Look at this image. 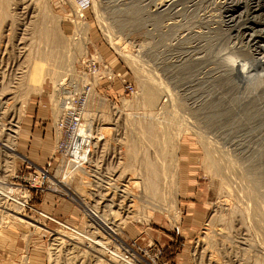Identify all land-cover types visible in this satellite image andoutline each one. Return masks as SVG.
<instances>
[{"label": "rangeland", "instance_id": "374dc122", "mask_svg": "<svg viewBox=\"0 0 264 264\" xmlns=\"http://www.w3.org/2000/svg\"><path fill=\"white\" fill-rule=\"evenodd\" d=\"M11 3L15 19L0 27V186L9 190L0 196V264H119L77 231L135 264H264V0ZM251 18L263 23L253 32L246 31ZM46 26L66 42L67 72L31 90L21 84L32 63L45 65L35 59L50 49ZM95 52L137 93L122 92L117 81L95 89L98 82L88 80L97 98L85 116L97 125L94 153L64 178L54 123L68 95L65 81L76 80L81 60ZM230 62L241 74L230 73ZM147 82L163 93L153 108L142 103ZM150 117L171 120L170 154L158 153V136L144 139L139 124ZM8 143L15 154L5 151ZM134 146L139 159L147 151L161 169L157 196L145 193L144 172L128 157ZM39 167L49 171L46 191L28 194L25 179ZM88 209L118 235L110 237Z\"/></svg>", "mask_w": 264, "mask_h": 264}, {"label": "bare ground", "instance_id": "6f19581e", "mask_svg": "<svg viewBox=\"0 0 264 264\" xmlns=\"http://www.w3.org/2000/svg\"><path fill=\"white\" fill-rule=\"evenodd\" d=\"M72 2V1H71ZM12 5V3H11V0H0V27H2L1 25L3 24L2 23V20L4 21V20H7V19H9V18H12L13 19V17H12V12H11V5ZM247 4V3H246ZM163 5V4H162ZM249 5H250V3H249ZM73 6H74V4H73ZM164 6V5H163ZM248 7V6H247ZM259 7H261V6H259ZM78 9V8H77ZM249 10H250V7L248 8ZM258 9V8H257ZM248 10V11H249ZM79 11H81V10H79ZM252 11V10H251ZM250 12V11H249ZM248 12V13H249ZM252 12H254L253 14H256V12H258V11H255V9H254V11H252ZM79 13V12H78ZM257 17H259V16H255L254 18H257ZM248 17H246V19H247ZM253 18V20H252V18H251V26H249V28L247 27V25H246V27L248 28V29H246V31H249V30H253V29H255L256 27H258L257 25H260V24H258L257 23V20H255ZM15 19V18H14ZM13 19V20H14ZM245 19V18H244ZM262 19H264V17L262 18ZM260 20V19H259ZM12 21V20H11ZM10 21V22H11ZM44 21V20H43ZM47 21V20H46ZM247 21V20H246ZM248 21H250L249 19H248ZM13 22V21H12ZM15 22V21H14ZM260 22V21H259ZM262 22H263V20H262ZM47 23V22H46ZM247 23V22H246ZM12 24V23H11ZM11 24H10V26H11ZM47 24H49V23H47ZM257 24V25H256ZM263 24V23H262ZM261 24V25H262ZM14 25V24H13ZM12 25V26H13ZM14 27V26H13ZM245 27V26H244ZM245 27V28H246ZM3 28V27H2ZM41 28V27H40ZM7 29V28H6ZM8 30H10V28L8 29ZM43 30V29H42ZM244 30V29H243ZM7 31V30H6ZM56 31V27H47L46 26V41H49V43H50V49H49V51L48 52H46V56H43V55H41V57H37L36 56V58L37 59H35L36 61H39V62H44L45 63V65H44V67H40V68H38V67H36L35 66V63H32V64H34V65H32L31 66V68H30V70L28 69V75H26L25 73V75L26 76H24V84L22 85L21 84V86H29V89L31 88V86L33 85V83L35 82V81H38V80H43L44 79V77H48V76H50L51 78H53V80H56V81H59L60 79H62L61 77H63L64 75H66V72H65V68L67 67V57L66 56H68V55H66L67 54V51H69L68 50V47H67V45L65 44L66 42H64L63 41V39L60 37V35L57 33V32H55ZM81 31V30H80ZM242 31V30H241ZM240 31V32H241ZM255 31H258V30H255ZM254 31V32H255ZM262 31V30H261ZM38 32H40V31H38ZM84 32V31H83ZM253 32V31H252ZM42 33H43V31H42ZM109 33V32H108ZM242 33V32H241ZM245 33V32H244ZM260 33V32H259ZM262 33V32H261ZM260 33V34H261ZM249 34V33H248ZM258 34V33H257ZM257 34L255 35V36H257ZM263 34V33H262ZM245 35H247V34H245ZM244 36V35H243ZM245 37H247V36H245ZM261 37V36H260ZM260 37H257V39L258 38H260ZM7 38H8V36H7ZM112 38V37H111ZM253 38V37H252ZM10 39V38H9ZM78 39V38H77ZM110 39V38H109ZM246 39V38H245ZM260 39H262V37L260 38ZM260 39H258V40H260ZM14 40V39H13ZM250 40V39H249ZM249 40H248V42H249ZM78 41H80V40H78ZM77 41V42H78ZM82 41V40H81ZM252 41V40H251ZM250 41V42H251ZM255 41V40H254ZM76 42V43H77ZM83 42V41H82ZM75 43V44H76ZM69 44V43H68ZM77 44H81V43H77ZM85 45V44H84ZM76 46V45H75ZM78 47H79V45H77ZM255 46V45H254ZM10 47V46H9ZM72 46H70V48H71ZM82 47V46H81ZM255 48V47H254ZM258 48V47H257ZM262 49V48H261ZM264 49V48H263ZM256 50V49H255ZM260 50V49H259ZM260 52V51H259ZM39 54V53H38ZM37 54V55H38ZM89 55V54H88ZM88 55H86L85 56V58H83L82 60H81V62L79 63V64H81V63H83V61L84 60H86V58L88 57ZM29 58H30V56H29ZM89 58V57H88ZM100 58V57H99ZM100 60L102 61V62H104L101 58H100ZM36 61H33V62H36ZM231 61V60H230ZM234 61V60H233ZM231 63V62H230ZM229 63V64H230ZM106 64V63H105ZM260 64L262 65V67H264V61L262 60V61H260ZM109 65V64H108ZM227 65V64H226ZM225 67V66H224ZM227 67L228 68H230V66L229 65H227ZM231 69L229 70L230 71V73H233L235 70L239 73V74H241V72L238 70V68H235L234 67V63L232 62L231 63ZM227 69V68H226ZM111 72H112V70H110ZM228 71V70H227ZM69 72V74H74L73 73V70H71V71H68ZM23 74V75H24ZM68 74V73H67ZM22 76V75H21ZM23 77V76H22ZM76 80H66L65 81V89L64 90H66V91H68V95H66L64 98H63V105H64V109H62V114L64 115L67 111H68V109L69 108H72L73 107V103H74V99L79 95H81V93L83 92V90H84V87L86 86V85H89V84H91L92 85V87H91V91H90V93H89V96H88V101H87V103H86V106H85V109H84V116H83V119H84V122H83V127H87V128H90V126H88V125H86V124H88L87 123V121H86V118H85V116H86V112H87V108H88V105H89V103H90V99H91V102L93 103V104H95L96 103V97H95V95H94V97H93V95H92V93H93V90H94V84H92L91 82H89L88 80H91L92 82H93V80H95V78H93L92 76H90V77H88L87 75H86V72L84 71V70H82V69H80V68H78V66H77V74H76ZM96 79H97V76H96ZM98 80V79H97ZM40 81H39V83H40ZM55 81V82H56ZM94 82H97V81H94ZM58 84H60V83H58ZM154 84V82L153 83H146V84H143L142 85V89H143V100H142V103H143V105L144 106H148V107H150V108H153L154 106H157V103H158V101L161 99V94L163 95V93H160V90L158 89V88H156L155 87V85H153ZM35 85V84H34ZM57 85V84H56ZM159 85V84H158ZM41 86V85H40ZM38 88H39V86H37ZM62 87V86H61ZM158 87V86H157ZM2 88H4V86L2 87ZM22 88V87H21ZM34 88H36V87H34ZM17 89V88H16ZM42 89V88H41ZM61 89V88H60ZM4 90V89H3ZM10 90V89H9ZM26 90V89H25ZM28 90V89H27ZM26 90V91H27ZM31 90H32V88H31ZM34 90V89H33ZM4 92V91H3ZM2 92V93H3ZM59 92H61V90H59L58 91V93ZM10 93V92H9ZM26 93V92H25ZM1 95H3V94H1ZM91 95H92V97H91ZM136 95V94H135ZM57 101V99L54 101V102H56ZM1 102V101H0ZM8 106V105H7ZM2 107V106H1ZM0 107V108H1ZM7 108V107H6ZM9 108V107H8ZM8 110V109H7ZM3 111V110H2ZM89 111V110H88ZM5 112H6V110H5ZM8 112V111H7ZM9 113V112H8ZM7 113V114H8ZM7 114H3V115H7ZM150 114V113H149ZM2 115V114H1ZM57 115V114H56ZM153 115V114H152ZM88 116H89V114H88ZM87 117V116H86ZM90 118H91V116H89ZM153 117V116H152ZM152 117H150L151 118V120L153 121V122H151V123H149L150 122V119H149V122L147 121V120H145V121H147V122H145L144 123V121L141 123V124H139V126L141 125V127L143 128V137H144V139L146 138V139H151V138H154V137H156V136H158V145H159V152L158 153H161V155H167L169 152H170V149H171V147H172V141H171V137L173 138V134H171L170 132H169V127L171 126V123H170V121L171 120H169L168 121V119H166L167 121L165 122V124H164V121H165V119H164V121H163V123H160V122H154V120L152 119ZM3 118V117H2ZM88 118V117H87ZM175 118V117H174ZM4 120V119H3ZM8 120V119H7ZM89 120V119H88ZM1 122V121H0ZM4 122V121H3ZM140 122V121H139ZM175 122L177 123L178 122V119H177V121H176V119H175ZM179 122H181V121H179ZM184 122V121H183ZM183 122H181L182 124L181 125H183L184 127H186L185 125V123L183 124ZM2 123V122H1ZM0 123V124H1ZM136 125V124H135ZM175 125V124H174ZM180 125V126H181ZM1 126V125H0ZM178 126H179V123H178ZM182 126V128L181 127H179V129L181 128V129H183L184 127ZM3 127H5V126H3ZM92 127V126H91ZM171 128V127H170ZM187 129V128H186ZM140 130H141V128H140ZM180 131V130H179ZM83 132V131H82ZM185 132H186V130H185ZM197 136H198V138L202 141V136L199 134V132H196L195 133ZM16 135V134H15ZM179 135H180V133H179ZM94 136H95V129H94ZM99 136V135H98ZM176 136H178L177 134H176ZM103 137H105V136H103ZM157 138V137H156ZM178 138V137H177ZM179 139H180V137H179ZM154 140V139H153ZM157 140V139H156ZM155 140V141H156ZM178 140V139H177ZM102 141V140H101ZM144 141V140H143ZM151 141V140H150ZM145 142V141H144ZM149 142V141H148ZM202 142H207V141H202ZM150 143V142H149ZM138 144V143H137ZM207 144V143H206ZM150 145V144H149ZM4 146V149H5V151L7 152V153H9V154H12V153H14L15 154V146H14V144H7V145H3ZM97 146V145H96ZM132 146V145H131ZM137 146V145H136ZM136 146H134V150H132V151H134V153L133 154H128V157H130V161H132L133 162V164H134V162L136 163V162H138L139 163V165H140V168L139 169H141L143 172H144V182H143V184L145 185V190H146V192L145 193H148V194H152L153 196H157V194H158V190H159V180L161 179L160 178V176H161V172H159V169H160V167H158L156 164L157 163H154V162H152L150 159H149V157H148V155H147V151L145 152V151H143V153L145 152V154H143V158H141V159H139L138 157H137V152H138V150L136 149ZM154 146V145H153ZM137 147H139V146H137ZM97 149V148H96ZM208 149H209V147H208ZM145 150V149H144ZM93 153H94V151H93ZM125 154H127V153H125ZM125 154H124V156H125ZM170 154V153H169ZM13 155V154H12ZM206 156V155H205ZM120 158V157H119ZM207 158L209 159V160H211L212 159V157H211V153L208 151V153H207ZM131 163V162H130ZM129 163V164H130ZM89 164V163H88ZM88 164H86V165H84L82 168H84V167H86ZM119 164V163H118ZM122 164H124V163H122ZM128 164V165H129ZM135 165V164H134ZM138 166V165H137ZM133 167V165H132V163L130 164V166H126L125 168H132ZM122 168V167H121ZM77 170H79V169H77ZM68 171V170H67ZM74 171H76V170H74ZM138 171H140V170H138ZM160 171H161V169H160ZM71 173V172H70ZM161 173V174H160ZM66 174V173H65ZM73 174V173H72ZM86 174V173H85ZM88 174V173H87ZM86 174V175H87ZM143 174V173H142ZM140 175V174H139ZM66 176V175H65ZM65 176H64V178H65ZM163 176V175H162ZM90 177V176H89ZM140 179V178H139ZM163 179V178H162ZM111 187H113V186H111ZM8 187H4V186H0V196H3V197H6V196H9L8 195ZM128 193V192H127ZM125 194V193H124ZM73 196H75V198H76V194H74L73 193ZM11 197V196H10ZM7 198H9V197H7ZM12 198H10V200H11ZM79 201H80V198H79ZM12 202H14L15 204H18V206L19 205H22L19 201H17L16 199H13L12 200ZM25 207V206H24ZM88 207V206H87ZM91 208V207H90ZM96 208V207H95ZM131 208V207H130ZM19 209V208H18ZM87 209V208H86ZM21 210V209H20ZM88 211L90 212L91 210H89L88 209ZM105 212V211H104ZM18 214V213H17ZM98 213H96V211L94 212L93 211V214H92V211H91V213H90V215H88V216H90V218H91V220L92 221H94V223L96 222V223H99L100 224V226H105L108 230L107 231H105V232H109V234H110V237L111 236H117L118 235V230H117V228H115L114 226L113 227H110V224L104 219V218H102V216L100 217L99 215H97ZM105 217V216H104ZM78 233H76V235L78 234L79 236H80V238L79 239H83V240H88V241H90L92 244L90 245V247L91 248H94L93 250H96L97 252H99L100 254H101V256H102V254H106V253H108V254H110L111 256H112V260H114V261H118L119 262V264H135V262L131 259H129V258H125V255H123V254H121V251H118L117 249H113V250H111L109 247H108V243H106V242H103V241H101V240H96V239H93V238H91V237H89L88 235H87V233H82V232H79V231H77ZM108 234V233H107ZM108 236V235H107ZM75 237V236H74ZM77 237V236H76ZM62 240V239H61ZM58 246V245H57ZM97 247H99V248H101V249H97ZM90 248V249H91ZM134 260H136V259H134ZM137 262H138V260H137ZM139 263V262H138Z\"/></svg>", "mask_w": 264, "mask_h": 264}, {"label": "built area", "instance_id": "2783aa9c", "mask_svg": "<svg viewBox=\"0 0 264 264\" xmlns=\"http://www.w3.org/2000/svg\"><path fill=\"white\" fill-rule=\"evenodd\" d=\"M88 57L79 65L80 69L84 70L88 77L92 76L95 78L93 81L98 82L95 89L101 86V82L111 84L112 82L119 81L120 86H122V92H127L128 95L135 96L137 91L133 85L121 76V74L111 72V67L100 60L99 54L96 52L94 54L89 53ZM91 87V84L86 85L81 95H78L73 100V107L69 108L59 119H55V153L59 159V168L63 176H65L68 169L76 171L77 169H81L90 162L93 155L96 142L94 127L96 129L97 125L92 123V127L90 126V128L83 127V111L88 101ZM105 139L106 137H103L102 142ZM50 166L51 164L48 166V169ZM48 169L46 167H39L34 172L29 173V176L25 179V183L27 184L25 191L28 194L32 193L31 191L39 193L46 191V182L48 177H50ZM47 188H51V186L47 185Z\"/></svg>", "mask_w": 264, "mask_h": 264}, {"label": "crops", "instance_id": "0c3cea01", "mask_svg": "<svg viewBox=\"0 0 264 264\" xmlns=\"http://www.w3.org/2000/svg\"><path fill=\"white\" fill-rule=\"evenodd\" d=\"M126 80H127V78L125 77V74H124V76H123ZM128 81V80H127ZM117 82H119V81H117ZM129 82V81H128ZM117 84H119V83H117ZM39 141H42V140H39ZM44 143H46V149L45 150H48V148H49V145H47V144H49L47 141L45 142V141H43ZM39 145H40V143H38ZM43 147H41L42 148V152H43V150H44V146H45V144L44 145H42ZM36 149H34V151H35ZM44 153H46V151H44Z\"/></svg>", "mask_w": 264, "mask_h": 264}]
</instances>
